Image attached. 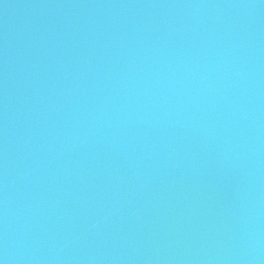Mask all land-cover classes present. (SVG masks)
Returning <instances> with one entry per match:
<instances>
[{
	"label": "water",
	"instance_id": "water-1",
	"mask_svg": "<svg viewBox=\"0 0 264 264\" xmlns=\"http://www.w3.org/2000/svg\"><path fill=\"white\" fill-rule=\"evenodd\" d=\"M0 264H264V0H0Z\"/></svg>",
	"mask_w": 264,
	"mask_h": 264
}]
</instances>
